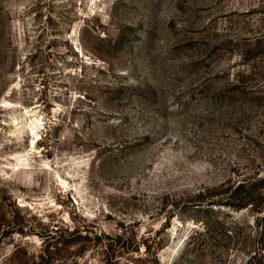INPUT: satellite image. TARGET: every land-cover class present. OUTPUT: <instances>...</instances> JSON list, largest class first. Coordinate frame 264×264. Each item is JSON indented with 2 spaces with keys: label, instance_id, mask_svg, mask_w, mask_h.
Wrapping results in <instances>:
<instances>
[{
  "label": "rangeland",
  "instance_id": "1",
  "mask_svg": "<svg viewBox=\"0 0 264 264\" xmlns=\"http://www.w3.org/2000/svg\"><path fill=\"white\" fill-rule=\"evenodd\" d=\"M264 0H0V264H264Z\"/></svg>",
  "mask_w": 264,
  "mask_h": 264
},
{
  "label": "trees",
  "instance_id": "2",
  "mask_svg": "<svg viewBox=\"0 0 264 264\" xmlns=\"http://www.w3.org/2000/svg\"><path fill=\"white\" fill-rule=\"evenodd\" d=\"M259 184H264V179L254 182V183L251 185L250 188L253 189V190H256L257 187L259 186ZM258 188H259V187H258Z\"/></svg>",
  "mask_w": 264,
  "mask_h": 264
}]
</instances>
